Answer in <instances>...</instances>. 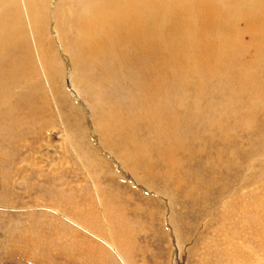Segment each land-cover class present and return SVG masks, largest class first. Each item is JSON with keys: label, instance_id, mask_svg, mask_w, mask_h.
<instances>
[{"label": "rangeland", "instance_id": "374dc122", "mask_svg": "<svg viewBox=\"0 0 264 264\" xmlns=\"http://www.w3.org/2000/svg\"><path fill=\"white\" fill-rule=\"evenodd\" d=\"M90 2L18 0L33 73L0 99V264H264V1L221 0L208 28L200 0L174 57L139 66L85 52Z\"/></svg>", "mask_w": 264, "mask_h": 264}, {"label": "bare ground", "instance_id": "6f19581e", "mask_svg": "<svg viewBox=\"0 0 264 264\" xmlns=\"http://www.w3.org/2000/svg\"><path fill=\"white\" fill-rule=\"evenodd\" d=\"M215 1H216V4H215L216 9H214L211 6L208 8H203L202 9V19H201L198 16L196 17L194 15L195 8L200 4V0H174L175 5L172 7L169 6V4H167L164 0H108V1L93 0L91 2L89 0L90 5H89V7L87 5L88 8L86 9L87 15L82 17L81 18L82 20L79 21V23H78V26L80 29H77L78 30L77 33H79L77 40L79 41V43L82 46L87 45V47L85 48V52L87 54L91 55V57L93 56L94 58H98L99 56H104L107 53L114 52L112 55L114 56L113 59H115V63L118 61L123 66L126 64H132V63H136V64L141 63V65H143L145 63V61H141L140 58H144L145 56H147V54H149V51L157 53V55L159 56L160 59H164L165 57L167 59V54H168V56H171L173 58L174 55L172 53L167 52V50H168L167 38L169 36H164V34H166V33L169 34V31L173 30L174 34H172V35L169 34L171 41H172L171 44L178 45L179 42H181V38L185 33V31H184V33L182 34V29H181L184 26L187 28V32L189 33V36L191 37L192 36L191 31L192 30L190 29V25H189L190 19L188 17V11L191 14H193L194 19L192 22L198 21L196 18H199L201 20V23H202V20H203V22H205L204 23L205 27L211 28L215 25L219 26L218 22L220 23V21H221V19H220L221 16H219L220 15L219 3L221 0H215ZM32 4H33L32 2H30V4H29L31 9H33ZM17 5H18V0H0V99L2 98V96H6V99L8 101H9L8 96H9V92H10L9 90L13 89L16 86L17 79L20 78L21 75L26 76V73L32 70V67H31V70L25 68L26 64H29L30 62H32L31 61L32 55L27 56V55H25V52H24L25 49L31 48L30 41H28V38L26 37V30H27L26 17L28 15L25 16V14L23 12V10H24L23 8H22L23 10H21L20 12L18 10H16ZM26 8H27V6H26ZM164 8H166L168 10V12H167V14H165L162 11V14H163V16H165V18L162 21L163 24L160 22L161 24L159 26H157L152 21H157L156 20L157 14H158L157 10L158 9H164ZM207 11H210V12H207ZM31 12H33V11H31ZM238 13L241 14L240 11H238ZM159 14H160V12H159ZM223 14H225V13H223ZM242 14H244V13H242ZM134 16L142 18L145 24L137 25L138 23L135 20H133ZM225 18H226V16H225ZM225 18H222V19L225 20ZM228 18H229V16H228ZM261 20H262V22L259 20V21L254 23V24H256L255 29L258 30V32L255 33L257 35V37L255 38L256 42L259 41L258 37H260L259 36L260 35L259 34L260 28L264 27V17L261 18ZM35 22H37V21H36V17L34 16L32 19V23L35 24ZM28 26H29V24H28ZM188 29H190L191 31H188ZM232 31H234V30H232ZM218 37L219 36H217L215 38L216 43L214 44L216 50H215V52H212L215 56V59L217 58L216 59L217 64H219L218 62L222 58L224 59L227 56L229 58L230 53H231V50H230L231 44L228 43L229 41L228 42L219 41V39L217 40ZM184 40H186V39H184ZM115 51H118V52H115ZM138 55L140 58L138 57V59H137L136 56H138ZM43 59L44 58H42V60ZM169 59H168L167 63L170 65L171 61ZM112 60H110V62H112ZM44 62H46V61H44ZM85 62H87V61L85 60ZM123 66H121V67H123ZM137 66H139V64ZM118 67L120 68V66H118ZM118 67L116 66V68H118ZM130 67H132V66H130ZM156 67L155 66L153 68L150 67L149 70L151 71V73H150V71H149V73L151 75L156 74L157 78L160 79V77L158 76V74H160V73H158V72L160 71L159 69L161 67H157V68ZM29 68H30V66H29ZM161 70H162V68H161ZM116 72H117V70H116ZM129 73L131 74V72H129ZM137 74H135V75L132 74V75L136 76ZM127 75H128V72H127ZM156 76H155V78H156ZM28 78L33 79V76L31 75ZM127 78H129L128 81L131 79L128 76H127ZM167 78H168V76H167ZM38 79H40V78H38ZM159 79H158V83H159ZM242 79H243V77H242ZM152 80H153V78H152ZM160 80H162V78ZM152 82L150 81V83H152ZM24 83H26V82H24ZM156 83L153 84V85H155L154 87H156ZM160 83H162V81H160ZM131 84H132V82H131ZM143 84H146L145 86L143 85L144 88L146 86L148 88V85L146 82H143ZM134 85H136V84H134ZM40 87L43 88L41 81H38L37 79H35V83H32L29 94L32 95V94L39 92ZM162 87L164 89L166 88L165 85H162ZM156 90L154 91V94L156 93ZM133 91L135 92V90H133ZM146 91H148V89ZM131 92H132V90H131ZM139 92H137V93L139 94ZM149 92H148V94H149ZM146 93L147 92L143 93V97H145ZM16 97H18V96H16ZM148 97L149 96H147V98ZM152 97H153V94H152ZM149 98L152 99L151 97H149ZM22 101L23 100H21V103H22ZM159 101H161V100H159ZM18 102H20V101L18 100ZM18 102L16 103V105L18 104ZM0 103H1V101H0ZM31 104L33 105V104H35V102L32 101ZM18 106L19 105L14 106L12 109V112H16L18 109ZM139 106H141V104H139ZM140 108H142V107H140ZM151 111H152V109H151ZM8 112H9V110H8ZM124 112H125V109H124ZM146 112L141 111V113L137 114L134 112V110L133 111L128 110L127 114L130 115V124H134L137 120H139L140 118H143V116H148ZM140 116H142V117H140ZM128 136H129V134H128ZM130 137H131V135H130Z\"/></svg>", "mask_w": 264, "mask_h": 264}]
</instances>
